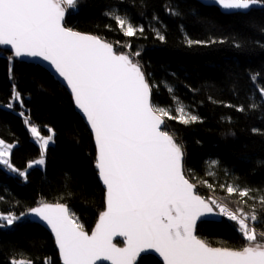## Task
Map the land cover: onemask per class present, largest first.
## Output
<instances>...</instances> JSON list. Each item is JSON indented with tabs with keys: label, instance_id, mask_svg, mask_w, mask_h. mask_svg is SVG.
I'll list each match as a JSON object with an SVG mask.
<instances>
[{
	"label": "trees",
	"instance_id": "16d2710c",
	"mask_svg": "<svg viewBox=\"0 0 264 264\" xmlns=\"http://www.w3.org/2000/svg\"><path fill=\"white\" fill-rule=\"evenodd\" d=\"M115 16L143 31L125 36ZM66 25L103 38L139 63L154 105L167 110L182 103L198 117L188 124L164 117L166 130L183 145L185 173L197 194L233 210L248 211L255 204L264 218V206L256 202L264 195V9L227 15L196 0H79L75 10H68ZM14 87L22 104L11 108ZM170 114L178 116L175 110ZM26 119L44 132L52 127L55 135L45 167L32 168L24 178L20 172L41 156ZM0 137L17 143L11 160L18 170L10 174L0 164V214L19 218L12 227L0 226V264H11L21 254L33 264H61L54 235L32 218L31 210L48 202L65 204L92 233L106 203L97 150L68 91L45 69L22 63L2 47ZM213 161L218 163L212 166ZM227 185L250 190L256 200L229 195ZM256 227L264 230V223ZM235 229L234 222L221 218L199 224L196 234L211 246L238 248L245 241ZM137 264L163 263L150 254Z\"/></svg>",
	"mask_w": 264,
	"mask_h": 264
},
{
	"label": "snow or ice",
	"instance_id": "6c2138e0",
	"mask_svg": "<svg viewBox=\"0 0 264 264\" xmlns=\"http://www.w3.org/2000/svg\"><path fill=\"white\" fill-rule=\"evenodd\" d=\"M215 2L226 10H248L264 0ZM78 3L0 0V47L11 49L15 57H39L48 62L67 82L75 105L95 136L96 168L106 186V210L100 214L94 231L89 235L64 204L45 203L31 210L54 233L63 264H137V258L148 250L158 253L164 264H264V230L256 227L264 223V218L259 217L255 204L248 211L240 207L231 210L227 204L197 194L196 185L186 178L183 145L162 128L164 117L178 118L184 124L196 122L198 117L188 113L182 103L167 110L154 105L145 73L130 55L118 54L111 43L97 36L66 27V12L75 10ZM170 14L179 15L175 10ZM115 19L127 37L143 31L126 18ZM251 78L256 80L255 76ZM168 91L174 96L173 89ZM261 92L264 95V88ZM14 98L22 104L20 93ZM173 110L177 117L170 114ZM25 124L40 145L41 158L35 164L43 165L54 133L49 128L50 134L43 136L28 120ZM12 148L0 140V164L16 172L7 158ZM226 190L229 195L238 192L240 197H249L248 189L228 186ZM256 202L264 206V195ZM210 204L219 209L215 215L234 222L244 244L238 248L211 246L195 234L197 222L213 214ZM17 219L0 215V221L9 225ZM117 236L124 238V247L113 243ZM11 264L33 262L21 254Z\"/></svg>",
	"mask_w": 264,
	"mask_h": 264
},
{
	"label": "water",
	"instance_id": "95a60500",
	"mask_svg": "<svg viewBox=\"0 0 264 264\" xmlns=\"http://www.w3.org/2000/svg\"><path fill=\"white\" fill-rule=\"evenodd\" d=\"M196 1L202 3L203 5H206V6L216 7V8H218L223 14H227V15L238 14V13L247 14V13H249L251 10H255V9H264V3H263V2H262V3H258L257 5L250 6V8H249L248 10H226V9H223L218 3H216L215 0H196ZM67 15H68V12H66L65 21H64L66 27H68V26L66 25V18H67ZM74 31H76V30H74ZM78 32H79V31H78ZM80 33H82V34H87V35L97 36V35H94V34H91V33H85V32H80ZM97 37H99V36H97ZM99 38H101V37H99ZM101 39L104 40L103 38H101ZM104 41H106V40H104ZM106 42H107V41H106ZM2 48L5 49L6 51H10V52L12 53V50H11V49H9V48H5V47H2ZM113 48H114V47H113ZM114 51H115V50H114ZM12 54H13V53H12ZM13 55H14V54H13ZM17 58H18L22 63L39 66V67L45 69L48 73H50V75H52V76H53V77L59 82V84H60L63 88H65V89L68 91V93L72 96L73 103H74V105H75V102H74V96H73V94H72V92H71L70 87L67 85V82L64 81L62 77L59 76V74L55 71V69H54L52 66L49 65L48 62L43 61L42 58H39V57H17ZM145 78H146V76H145ZM146 80H147V79H146ZM151 102L153 103L152 89H151ZM75 108H76V111L80 114V116H81L82 119L84 120V122L86 123L88 129L90 130V132H91V134H92V136H93V139H94V144H95L96 150H97V146H96V143H95V136H94V133H93L92 130H91L90 125L87 123V119H86V117L83 115L82 110H80L76 105H75ZM164 120H165V119H164ZM165 126H166V120H165V124L162 125V128H165ZM97 155H98V152H97ZM183 164H184V162H183ZM97 171H98V169H97ZM98 177H99V174H98ZM186 178H188V177L186 176ZM188 179H189V178H188ZM99 180H100V183H101L103 189H104L105 192H106V186L103 184V182H102V180L100 179V177H99ZM189 181L192 182L190 179H189ZM192 183H193V182H192ZM194 184H195V183H194ZM195 185H196V184H195ZM196 188H197V187H196ZM196 188H195V190H196ZM48 204H56V203L48 202ZM61 204H62V203H61ZM64 205H65V204H64ZM65 206H67V205H65ZM67 207H68V206H67ZM210 207H211V206H210ZM68 208H69V207H68ZM105 210H106V203H105ZM105 210H104V211H105ZM215 213H217V212L213 209V214H211V215H209V216H207V217H202L201 220H199V221L197 222V226H198L199 224L203 223V222H207V221H218V220H221V217L215 215ZM31 215H32V218H33L36 222L40 223L42 226H44V228H46L48 231H50V232L54 235V233L51 231V228L47 225V223H46L45 221L41 220L39 217H36L33 213H31ZM98 221H99V220H98ZM97 223H98V222H97ZM196 231H197V227H196ZM86 232H87V231H86ZM87 233H88L89 235L91 234V233H89V232H87ZM195 234H196V232H195ZM196 235H197V234H196ZM54 237H55V235H54ZM123 240H124L123 237H119V236H117V237H114V238H113V243H114L117 247H124L125 245H124V243H122ZM118 241H120V242L122 243V245L117 244ZM57 249H58V246H57ZM58 253H59V249H58ZM150 254L156 256V257H157V258H158V259L164 264V262H163V258L160 257L158 253H155V252L152 251V250H148L147 252L142 253L137 259H139V258H141V257H143V256L150 255ZM59 257H60L61 264H63V261H62V258H61V256H60V253H59ZM97 264H111V262H110V261H103V262H97Z\"/></svg>",
	"mask_w": 264,
	"mask_h": 264
},
{
	"label": "rangeland",
	"instance_id": "374dc122",
	"mask_svg": "<svg viewBox=\"0 0 264 264\" xmlns=\"http://www.w3.org/2000/svg\"><path fill=\"white\" fill-rule=\"evenodd\" d=\"M16 93H19L18 91H17V89H16V87H14V93H13V97H12V101H11V103H10V105L11 106H8V107H11L12 108V106H14V104L15 103H17V102H20V101H17L14 97H15V94ZM22 98V97H21ZM26 120H28V119H26ZM29 121V120H28ZM30 122V121H29ZM31 125H35V124H32V123H30ZM26 125V127H27V129L29 130V125H27V124H25ZM38 129H39V131L41 132V135H43V136H47V135H49L50 133L48 132V129L50 128V129H52V133H54V130H53V128L52 127H50V126H47L46 127V131L44 132V131H42L37 125H35ZM29 132H30V130H29ZM30 134H31V132H30ZM54 135H55V133H54ZM31 137H32V139L39 145V143L35 140V138L32 136V134H31ZM0 140H2V141H4V143L5 144H11V145H13V148L17 145V143H10V142H8V141H6V140H4L3 138H1L0 137ZM53 140H54V136H53ZM54 144V142H50V144H49V147L51 146V145H53ZM40 146V145H39ZM48 147V148H49ZM13 148H12V151H13ZM48 150V149H47ZM12 151H11V154H12ZM46 153H47V151L44 153V160H45V157H46ZM11 154H10V156L9 157H7L9 160H10V163H11V165L15 168V166L13 165V163H12V160H11ZM41 158V156L38 158V159H40ZM38 159H36V160H38ZM36 160H34V161H31L29 164H28V167L25 169V170H23V171H21V172H24L25 173V175H23L22 177H24V178H27V174H28V172L32 169V168H35V167H39V168H44L45 167V163L43 164V165H36L35 164V161ZM3 165V164H2ZM29 165H31V167L29 166ZM7 170H8V172L10 173V174H14L15 172H13L7 165H3ZM228 186H232V185H227L225 188L227 189V187ZM234 187V186H233ZM234 194H237V195H239L238 194V192L237 193H234ZM250 197H253V195L251 194V193H249V197H241V198H244V199H250ZM0 215H10V216H13L12 214H0ZM4 223H1L3 226H1L2 228H9V227H12L13 226V224H14V222H13V224H7V221H3Z\"/></svg>",
	"mask_w": 264,
	"mask_h": 264
},
{
	"label": "built area",
	"instance_id": "2783aa9c",
	"mask_svg": "<svg viewBox=\"0 0 264 264\" xmlns=\"http://www.w3.org/2000/svg\"><path fill=\"white\" fill-rule=\"evenodd\" d=\"M228 206V205H227ZM229 207V206H228ZM231 210H233L231 207H229ZM221 218H227V217H224V216H220Z\"/></svg>",
	"mask_w": 264,
	"mask_h": 264
}]
</instances>
